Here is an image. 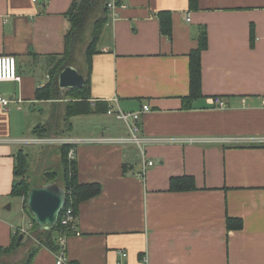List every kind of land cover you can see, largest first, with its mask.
I'll use <instances>...</instances> for the list:
<instances>
[{
  "label": "crops",
  "instance_id": "obj_1",
  "mask_svg": "<svg viewBox=\"0 0 264 264\" xmlns=\"http://www.w3.org/2000/svg\"><path fill=\"white\" fill-rule=\"evenodd\" d=\"M73 1L0 0V56L15 57L20 77L0 82V94L10 101L0 105V249L31 225L24 209L26 226L1 212L13 199L17 153L26 154L29 170L37 160L34 167L44 176L54 162L61 165V145L16 141L57 133L76 141L77 181L100 186L97 196L77 206L78 234L66 237L64 264H117L120 252L127 253L125 264H143L144 256L148 264H264V146L217 141L264 137V0H197L195 8L189 0H114L115 16L107 9L91 59V111L69 117L71 101L41 100L36 91L48 82L53 58L65 52V15ZM162 12L171 15L170 36L161 34ZM203 30L201 95L186 108L189 54ZM215 97L226 106L214 107ZM114 100L123 112L148 106L141 134L166 141L141 150L97 142L128 135L107 115ZM91 114L111 122L96 134H74L72 120ZM50 120L57 124L53 130L46 127ZM42 146L50 147L33 150ZM147 162L153 165L139 177ZM182 176L192 177L196 189L170 191V179ZM227 219L240 220L241 229H228ZM57 252L40 247L31 264H56ZM15 258L0 253V264H15Z\"/></svg>",
  "mask_w": 264,
  "mask_h": 264
},
{
  "label": "trees",
  "instance_id": "obj_2",
  "mask_svg": "<svg viewBox=\"0 0 264 264\" xmlns=\"http://www.w3.org/2000/svg\"><path fill=\"white\" fill-rule=\"evenodd\" d=\"M108 0H74L66 13V18L69 22L70 28L65 35V52L62 55L53 58V63L49 68V80L44 86L36 91V96L41 100H60V89L58 87V74L66 67L70 65V50L72 48L73 40L77 36L82 34L84 27L86 26L89 14L96 10L98 7H102V15L95 18L90 31V41L85 48V62L87 67V73L83 76L85 83L82 88L66 91V93L74 94L71 99V103L66 104V115L74 116L76 114H89L91 109L87 103L89 99V74L91 68V59L94 54L97 53V44L102 31V27L106 23V11ZM197 6V0H189V8H195ZM160 31L162 35H171V15L168 12H162L159 14ZM199 45L197 49L193 50L189 54V96L183 99L184 106L189 107V103L201 95V64L200 56L201 52L206 48V32L203 30L199 37ZM106 107V111H107ZM105 111V113H106ZM37 134V133H35ZM59 156L61 162V172L59 175L48 176L45 179V183H52L59 179L66 193L65 208L72 207L75 214L77 206L80 202L97 196L100 193V186L98 184H80L77 181L74 173V162L68 159V152L71 149V145L63 144L59 146ZM28 172L27 156L22 151H19L15 158V170H14V182L11 191V197L20 198L23 202V209L31 216L27 207L26 199L28 192L31 189L25 176ZM47 176V174H45ZM195 183L192 177L182 176L170 179V191H192L195 190ZM32 229L35 231L38 229L35 220L31 216ZM242 222L237 219H227L228 229H241ZM62 229L60 224L57 223L53 231H41L39 237L43 238L44 243L50 249H58L55 244L53 234L55 232L61 233ZM20 232L16 233L12 243L7 248L0 249L2 255H10L15 252L19 246L16 244ZM67 236L74 234L73 231L67 230ZM42 245V244H41ZM45 245V246H46ZM42 247V246H41ZM56 248V249H55ZM39 249V248H38ZM38 249L32 248L24 264H31Z\"/></svg>",
  "mask_w": 264,
  "mask_h": 264
},
{
  "label": "built area",
  "instance_id": "obj_3",
  "mask_svg": "<svg viewBox=\"0 0 264 264\" xmlns=\"http://www.w3.org/2000/svg\"><path fill=\"white\" fill-rule=\"evenodd\" d=\"M36 1V0H32ZM107 9L111 13V16H115L116 4L114 0H110L107 3ZM186 21L189 22V17H186ZM20 77L17 72V63L16 59L13 56H0V82H11V81H19ZM116 104V108L110 107L107 110V115L113 117L116 121L121 122L128 130V135L122 138L116 139H100L97 142H106V143H118V144H133L137 147L142 149V147L146 143H155V142H164L165 139H156V138H146L141 134V130L139 127V121L141 114L148 112L149 107L144 105L142 109L138 112H123L117 106V100L113 101ZM10 104V101L3 97L0 94V105L2 107H7ZM211 104L218 108L222 109L226 105L222 101L221 98L215 97L212 99ZM262 105L264 106V98L262 99ZM194 140H191L193 142ZM218 142L229 144V145H255V146H264V137H231V138H221L217 140ZM169 142V141H167ZM16 143L19 144H34V145H74L76 141H72L69 139L63 138H33L19 141L17 140ZM68 157L70 160L74 157V151L71 148ZM153 163L147 162L141 174H138L139 177L143 176L145 173L146 167H151ZM66 203V202H65ZM58 223L62 229L61 233H59L57 238V246L58 252L56 257V264H64L65 263V248H66V231L69 229L73 231L76 235L78 234L75 231L76 227V216L73 212L72 207L65 208V205L60 213ZM31 226V225H30ZM29 226V227H30ZM22 232H26L23 230ZM120 260L117 264H125L123 260L127 258V253L120 252ZM143 264H148L147 256L143 257Z\"/></svg>",
  "mask_w": 264,
  "mask_h": 264
},
{
  "label": "rangeland",
  "instance_id": "obj_4",
  "mask_svg": "<svg viewBox=\"0 0 264 264\" xmlns=\"http://www.w3.org/2000/svg\"><path fill=\"white\" fill-rule=\"evenodd\" d=\"M100 15H102V7H98L96 10H94L92 13L89 14V17L87 19L86 22V26L84 27V30L82 31V34L77 36L76 38H74L73 40V44H72V48L70 50V65L67 66H71L73 68H75L79 73H82V75L84 76L87 72V67H86V62H85V48L86 46L89 44L90 41V31L92 29V25L95 21L96 17H99ZM61 96V95H60ZM72 97H74V94L72 93H64L62 96L63 100L66 101H71ZM57 101H62V100H57ZM53 118L55 119L56 116V111L53 112ZM43 116H37L35 119L37 120V123L42 122L40 120H42ZM108 121L111 122L110 119H108L106 116H99V115H89V116H84V117H77L76 120H72L73 122V133L77 134V135H82V134H96V132H102L103 127H106V122L108 123ZM52 123H55L53 121L50 120L49 125H46L47 128L53 130L57 124L52 125ZM122 123L117 121L115 123H112V126L114 128L117 127H122ZM102 129V130H101ZM53 136H58L57 133L56 135ZM61 138V137H59ZM52 147H57V145H50ZM50 146H42V147H34L33 150L35 151H40L42 150V148L44 147H50ZM59 155V153H58ZM60 158V156H59ZM69 159V157H68ZM33 160V166L31 167V169L29 170L28 168V172L27 175L25 176L27 183L29 184V186L31 188L35 187V185H37L36 187H40L43 186L45 183V179L48 176H55V175H59L61 172V165H59V167L55 166V162H54V166H52V170L45 172V174H47V176L41 175L40 172L38 170H36V168L34 166H36L37 164V160L34 162ZM51 164V163H49ZM55 182L60 184L59 179L55 180ZM20 198H13L10 199L8 202H6V204L1 207V212L4 213V215L7 217V219H11L14 221V223L20 225L23 224L24 226H26V218L25 220H22L23 217V202L21 204ZM8 207H10V209H8ZM8 213H7V211ZM6 211V212H5ZM27 213V212H26ZM28 215V214H27ZM9 216V217H8ZM29 218V222L31 223V226L29 228L26 229V232H20V234L22 233L24 235V242L22 241V243L20 244L19 248L11 253L10 255H6L8 257L12 256V257H16L15 259L17 260V262L15 264H24L26 261V258L28 256L29 251L34 248V249H38L41 246L44 247L46 244L41 243L44 242L43 238L39 237V233H41V231L39 232L38 229L35 231L34 229H32V220H31V216L28 215ZM42 244V245H41ZM47 247V245L45 246ZM48 248V247H47ZM2 264V262H1ZM3 264H9V263H3Z\"/></svg>",
  "mask_w": 264,
  "mask_h": 264
},
{
  "label": "water",
  "instance_id": "obj_5",
  "mask_svg": "<svg viewBox=\"0 0 264 264\" xmlns=\"http://www.w3.org/2000/svg\"><path fill=\"white\" fill-rule=\"evenodd\" d=\"M84 83L83 75L71 66L64 67L58 74V87L61 96L66 91L82 88ZM65 202V190L56 183H46L29 190L26 207L35 220L38 231H53L55 229ZM23 238L24 235L20 234L16 244L19 245Z\"/></svg>",
  "mask_w": 264,
  "mask_h": 264
}]
</instances>
